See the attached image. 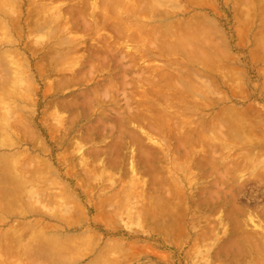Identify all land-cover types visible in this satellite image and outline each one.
Instances as JSON below:
<instances>
[{
	"label": "rangeland",
	"instance_id": "rangeland-1",
	"mask_svg": "<svg viewBox=\"0 0 264 264\" xmlns=\"http://www.w3.org/2000/svg\"><path fill=\"white\" fill-rule=\"evenodd\" d=\"M2 1L6 0H0V3ZM13 1L15 2L14 8H19L20 12H18L19 10L14 11V8V10L12 8L11 10H13L14 14L17 12L20 17L13 13L11 15L10 0H7V4H5L6 6L8 5L7 7L5 6L7 11L0 12V21L3 20L6 23L3 24L2 21L0 24L2 30H0V54L5 56L2 57L4 62L1 61L5 64L7 62L8 64V66L2 64L6 66L5 68L0 64L2 68H0V76L1 79L6 77L7 81H11L10 86L7 84V86L5 85L9 87V89L6 88L9 95L5 93L2 96L3 92L0 93V108H2V113L0 112V128L2 126L0 129V137L2 134L5 135V137L3 135L0 138V143H9L10 141L7 140L6 137L9 136L8 139L13 137L11 140L13 141V144L11 143L13 147L9 146L10 144H0V156L7 157L9 154V156L13 158V153H16L17 155L15 154L16 156H14L15 160H24L26 159V155L34 157L37 155L36 158L38 157L37 159L40 158L42 160L44 158L43 162L48 161L51 163L53 175L56 174L57 177L55 176V178L58 179V182L60 181L61 185L63 183L66 185L63 184L64 186H61L58 183V189L57 187H52L54 190L53 194L55 191L56 193H60L61 187L64 189V187L68 186L67 190L64 189L62 192L71 193L73 198H75V200L77 199L83 207L81 209L85 211L86 219L82 218L81 221V216L78 217L75 215L77 208L70 209L71 206L76 204H74L75 201H72L73 204L69 207L71 210L70 214H68L69 209L66 210L65 207L68 208L71 202L66 201L68 206H61L65 204V200L61 199L62 192L61 194H54L56 196L60 195V197L57 198L59 201L61 199V201L59 202L60 204H56L57 206H55V202H51L54 205L50 206L48 201L42 200L41 198V200L44 201V204L42 203V205H44L43 207L48 206V210L49 208L51 209L50 212L54 210L57 211L58 208L54 210H52V208L58 206L61 212V206L63 210L67 211L65 218L68 219V216L69 218L71 216V220L76 221V223L74 222L76 225L78 223V226L75 224L72 225L73 223H67L69 226H66L65 223L60 222L62 234L71 235L73 233L72 235H79L83 233L86 228H89L94 234L96 233V235L98 234L102 238L99 245H97L93 251L88 250L86 253L83 252L84 254L90 252L93 257L92 255L90 257L89 254H87V256L84 255L85 257H82V259L79 256H75L74 254L77 253L80 255V251H83L80 250L82 246H79V249L77 248L80 251L76 250L74 254L70 252V256L73 254L75 260L79 258V261L76 260L77 262L73 264H96V261L94 260L95 263L93 261L95 254L99 253L98 251L101 250V247L104 246L106 241L115 242V240L119 241L120 244L122 243L123 252H114V250L105 251L103 249L106 256L110 254L108 257H113V259L116 260V262H114L112 259L113 263H111L112 261L110 259L109 264H240L239 261H243V264H248L250 262L254 264L255 262H253V260H259L258 256H260L261 259L259 261L264 262L262 259L264 257V237H262V232L259 231L258 228L256 229V227H253L254 225L251 223V219L248 220L251 215V218L258 220H255L257 221L256 223L264 224V0H245V2H243V0H136L135 2L134 0H127V2L126 0H93V2L87 0L89 1L87 3L85 0H41V2L39 0H35L34 2L33 0H26L27 4L28 2L31 4L25 6L24 10L26 12L21 7L25 0ZM79 2H81V4H79ZM136 2L137 5H141L138 7ZM4 3L1 5H4ZM16 4L19 6L17 5L16 7ZM35 4H37L38 7ZM44 4L46 7L42 8ZM59 4H61L60 7ZM246 4L248 5L247 7ZM11 5L13 6L12 1ZM52 5L55 7H52ZM56 6L60 9H57L58 7L56 8ZM82 6L86 8V14ZM76 7L78 11L75 9ZM102 7L103 9H100ZM140 7L141 10L139 12L138 10ZM47 8H49L48 12L50 9H53V12L50 11L52 14L49 15V13L46 12ZM98 8L101 11H99ZM41 10H43L42 13H39ZM8 11L10 15L7 13ZM81 11L84 13H81ZM43 12L44 14H48L47 16L45 15L46 18ZM57 12L59 15L60 12L62 13V19ZM79 12L81 14H79ZM32 13L39 15L38 17H43L45 21L43 20L41 23V19L37 18H34V21L31 20ZM6 14H8V16ZM53 15L59 18V23L56 21L57 17L54 18ZM12 16L14 17L12 18ZM15 16L21 21L20 23L14 22L16 26H12L11 21H17ZM33 16L37 17L35 15ZM80 17L85 19L82 21ZM52 18H54L56 22H53ZM74 19L76 20L74 21ZM27 20L29 21L28 23H26ZM189 20L192 23L188 22ZM30 22L32 23L31 25ZM38 22L41 24L39 25ZM85 22L89 23L85 24ZM201 22L203 23L201 24ZM51 23H54L55 26ZM26 24L28 25L26 26ZM36 24L39 25L40 28L39 26H35ZM47 25L50 26V28H48ZM188 25L190 28H194L193 30L191 29L194 33L188 30L190 29L187 28ZM18 26L22 29L21 32ZM158 26H161V28ZM185 30H188V32ZM175 31H177L176 34ZM116 32H119L118 35ZM201 32H203V34ZM119 34L122 38L119 37ZM168 34L171 36H168ZM111 35L114 38L118 37L117 39L112 37L117 41L116 44L110 37ZM137 35L139 36L137 37ZM190 35H192L191 37L193 39L195 38L194 36H197L193 40L192 38H188ZM203 35L204 37H202ZM211 35L212 39L210 38ZM103 36L107 38L106 41ZM8 38L12 41H9ZM200 38L203 39L200 40ZM108 39L109 42L107 41ZM146 39L147 41L145 42ZM110 40L112 41L110 42ZM127 40L128 42H126ZM172 40L176 43H174L175 45H173ZM5 41L10 44H5ZM167 41H170L172 46L171 43H167ZM203 41L205 46L201 43ZM205 41L209 44H212L211 41H215L213 45L217 42L219 46L215 45L214 47L211 44H206ZM57 42L59 46L55 45ZM112 44L115 46H112ZM52 45L57 48H54ZM26 46L27 48H25ZM49 46L50 48L52 46L54 49L48 48ZM156 46H158V48ZM12 47L16 49L18 53L21 51L22 53H20L22 56L19 53L21 57L16 58L18 54H16L17 52L14 50L15 55L11 57L12 60H10V63L8 58L11 55H5L3 50H6V48L7 50H13ZM171 47L174 49L172 50ZM197 48L198 51L200 50L199 52H197ZM201 48L204 50L201 51ZM218 48H222V53L226 56L227 61L223 59L224 55L220 57L221 52L218 51ZM56 49L62 50H58L57 52L58 54L63 53V56L62 54L61 56L59 55L62 57L61 59L58 54L54 55L56 54ZM164 50H166L167 53ZM49 52H53L54 54H49ZM184 52L185 54H183ZM202 52H206L204 54L205 56L202 55ZM45 53L49 54V56ZM10 54L13 55L11 51ZM96 54V57L99 55L103 60L101 58L97 60V58L94 57ZM189 54L190 56L192 55V59ZM219 54L220 56H218ZM45 56L46 58L48 56V61L45 60ZM19 58L24 59V61L26 60V62L28 61L27 63H23L25 66L20 63L21 61ZM193 58H197L195 60L196 63L193 61ZM13 59L17 61L19 65L21 64L20 67L25 69H19L17 62H14L17 63L15 66L12 63ZM1 61L0 63H2ZM90 62L92 67L89 66ZM135 62L137 64H134ZM146 62L149 64H146ZM203 63L205 65H203ZM210 63H212V65H210ZM12 64L14 68L11 66ZM49 65H51V67ZM54 65H56L57 68H55L56 66ZM8 67L11 70L7 69ZM43 67H45L46 70L43 69ZM37 70H41V73ZM221 70L224 71L225 75ZM12 71H16L18 77ZM9 72L10 76H6ZM23 72H28L26 73L27 76ZM39 73L40 75L42 74L41 77ZM14 74L15 77L13 76L12 78L11 75ZM237 78L238 80H234ZM64 79H66L67 83L65 82L63 84L62 82L65 81ZM174 79L176 80V84ZM23 80L24 82H22ZM32 81L34 84L31 83ZM59 82L61 84L58 85ZM184 89L186 90L184 91ZM19 94L21 95L19 96ZM44 94L46 95L44 96ZM168 95L171 98H169ZM25 96H28V98H26L28 100H25ZM18 97H20L19 100H17ZM163 97L165 99H163ZM32 99L34 103L31 102ZM10 102L12 104H10ZM164 104H166V106ZM4 105H7L8 107L6 106V108L9 109L4 108ZM235 113L238 114L237 119L235 118ZM221 116L224 117L222 118ZM240 118L242 120H240ZM20 120L22 124H20ZM16 122H18L20 126L17 125ZM13 124H16V127L10 128V126L14 127ZM23 124L25 127H29L28 129L30 131L26 130L24 133L23 130L25 127ZM22 126L24 129H22ZM119 127L121 129L120 131ZM31 130L33 131L31 132ZM130 131H132V133H130ZM63 132H65L66 135L65 133L63 134ZM62 136H64V138H62ZM84 136H87V138L85 139ZM72 138L75 141L72 140ZM35 143L36 148L34 147ZM118 143H120V145ZM44 144L46 147H44ZM23 149L25 153L22 151ZM99 149L102 151H97ZM21 151L25 154L24 156H19L21 155ZM84 152L86 156H84ZM60 157H63L62 160H60ZM12 158L10 157V159ZM110 160L111 162H109ZM78 162L83 164L81 165ZM245 162H247V164ZM77 164L79 167H77ZM88 164L90 165L88 166ZM99 165L100 167H98ZM72 166L74 168L76 167V173ZM132 166H134L135 170H133ZM82 167H84L87 172ZM77 168H79V171ZM80 170H82V172ZM86 173H88L87 176H85ZM155 175H157V177H155ZM92 176L98 180L97 181L95 178L91 180L96 185L87 179V177L91 179ZM83 177L86 178L84 179ZM48 178L49 177H47V179ZM47 179L44 181L46 184L45 186L44 183H42L43 185L41 184V187L44 186L42 187L44 192L41 191L44 193L43 195H45L47 189L48 191H52V188L48 187L52 186L51 184L57 186V184L49 181L50 179H48L47 182ZM179 179L181 180L179 181ZM164 185L165 188H163ZM58 190L59 192H57ZM146 192L149 195L145 194ZM181 192L182 194L184 192L182 197ZM170 194H172V196ZM161 195H163L164 198ZM43 198L45 197L43 196ZM162 198L164 200H162ZM146 199L151 200L148 201ZM166 199L172 200L168 201ZM182 199H184V201ZM155 200L158 202L156 201L155 203ZM110 201L112 202L109 203ZM61 202L64 203L61 204ZM105 202L107 203L105 204ZM173 203L175 204L173 205ZM145 206L151 207L147 208ZM171 206L172 209L174 208L173 210ZM43 207L41 209H47ZM141 207L143 209H141ZM234 207L235 210L236 207H238L236 211ZM124 209L125 212H121ZM156 209L158 211H156ZM230 209H232V211H230ZM110 210L112 211V215L110 214ZM126 210H128V212H126ZM135 210H139V212L136 214L137 211ZM147 210L149 215L146 213ZM153 210L156 215L153 213ZM171 211L177 213V216ZM41 212L43 213L44 211ZM50 212H44L46 214H43L47 215V213ZM63 212L64 211H62V213ZM101 213L103 216L105 215V217H103ZM121 213L124 215L122 214V216ZM108 214L112 217L108 216ZM169 214H172V216ZM144 215L147 218L144 217ZM0 216H2L1 213ZM183 216L185 217L183 218ZM5 217L6 221L0 219V232L6 231L10 227H15L16 225L17 230L26 236L24 237L23 235L22 240L17 239L21 246L16 242V247H18L17 249L15 248V250L24 252L26 246L30 247L29 244L27 245L25 243H27L26 239L32 233L31 231L34 230V227L32 225L24 232L23 227L29 223L34 224L35 218L37 217L35 215L22 217L20 215L18 217L16 215L13 217L12 215ZM234 219L238 220L237 224ZM46 220H50L48 216ZM114 220L116 223H113ZM50 222L56 221L50 220ZM111 222L113 225H111ZM239 222L241 224H239ZM172 223L177 226L174 227ZM181 224L183 225L181 226ZM233 224H235V226ZM238 224L240 225V229L241 227L244 229H239L241 231L239 233H242L244 236V234L246 235L247 232L249 233V231H251V233H255H252V238L249 237V234H247L248 236L246 235L247 237L245 236L247 241L243 237V240L241 237L237 238L241 235L238 236L239 233H236L238 232L236 230L239 228L237 226ZM242 224L248 229H245V226H242ZM22 225L23 227H21ZM170 227L174 230L177 228L180 229V231L178 230L180 234H177L178 231H172ZM252 227L255 229H251ZM243 231L245 232L244 234ZM46 233L48 234L49 232ZM175 234H177L176 238ZM259 235L262 237V243L259 242ZM201 236L204 237L199 238ZM232 238H235L240 246L243 245L242 250L241 248H230L236 242L231 246L226 244L227 242H232ZM248 238H250V240ZM253 239L255 240L254 245ZM248 242H252L251 244L254 247L258 245V247L261 248L262 246L260 247V245H263L261 249V251L263 250L262 258V255H258L256 258V254L260 251L259 249L256 253L247 248L246 243ZM116 244H118V242ZM128 245L133 246H130V248ZM236 245H234L235 248ZM224 246H229V248L224 249ZM125 248L129 250V252H127ZM137 249H139V251ZM238 249L241 250L242 255L237 251ZM97 254L96 256L100 255ZM247 254L250 255V257H248ZM259 254L261 253L259 252ZM70 256H68L67 253L66 257L69 258ZM106 256H103L105 262L106 258H108ZM58 257L59 256L56 257V262L58 261ZM100 257L102 258V256ZM101 258L100 261L102 262ZM258 260L257 264L259 263Z\"/></svg>",
	"mask_w": 264,
	"mask_h": 264
},
{
	"label": "bare ground",
	"instance_id": "bare-ground-1",
	"mask_svg": "<svg viewBox=\"0 0 264 264\" xmlns=\"http://www.w3.org/2000/svg\"><path fill=\"white\" fill-rule=\"evenodd\" d=\"M11 1H12V3H13V6L11 5ZM24 1V0H23ZM28 1H30V0H28ZM35 0H33V2H34ZM37 1V0H36ZM40 2H41V0H39ZM44 1V0H43ZM53 1V0H52ZM52 1H51V4H52ZM56 1V0H55ZM54 1V2H55ZM86 1V3L87 2H89V1H87V0H85ZM92 2H93V0H91ZM120 1V0H119ZM123 1V0H122ZM130 1V0H129ZM132 1V0H131ZM136 0H134V2H135ZM240 1H242V0H240ZM240 1H239V3H240ZM248 1V0H247ZM4 2H6V3H4V5H1V4H3ZM1 3H0V12H3V11H7L6 9V7L8 6H6L5 4H7V0L6 1H2ZM53 2V3H54ZM117 2V1H116ZM126 2H127V0H126ZM243 2H245V0H243ZM9 3V2H8ZM14 1L13 0H10V10H11V8L13 9L14 8ZM21 3V2H20ZM48 3V2H47ZM46 3V4H47ZM85 3V2H84ZM119 3V2H118ZM131 3V2H130ZM238 3V4H239ZM247 3V2H246ZM250 3H251V1H250ZM30 4V2H28V4H27V2H26V0H25V2H23V4H22V9L24 10L25 9V6H27V5H29ZM79 4H81V2H79ZM93 4V3H92ZM95 4V3H94ZM107 4V3H106ZM117 4V3H116ZM122 4V3H121ZM134 4V3H133ZM257 4H258V2H257ZM17 5L18 4H16V7H17ZM24 5V6H23ZM31 5V4H30ZM35 5H37V4H35ZM34 5V6H35ZM40 5V4H39ZM60 5L61 4H59V7H60ZM86 5V4H85ZM97 5V4H96ZM105 5V4H104ZM104 5H103V7H104ZM108 5V4H107ZM125 5V4H124ZM136 5H137V2H136ZM139 5H141V4H139ZM139 5H137L138 7H139ZM239 5H241V4H239ZM6 6V7H5ZM19 6V5H18ZM42 6V5H41ZM41 6H39V7H41ZM44 7H42V8H45L46 7V5L44 4L43 5ZM54 5H52V7H53ZM87 6V5H86ZM98 6V5H97ZM112 6H113V4H112ZM111 6V7H112ZM126 6V5H125ZM248 5L246 4V7H247ZM37 7H38V5H37ZM36 7V8H37ZM55 7V6H54ZM58 6H56V8H57ZM57 8V9H60V8ZM63 7V6H62ZM61 7V8H62ZM82 7H84V6H82ZM103 7L102 8H100V9H103ZM137 7V8H138ZM142 7V6H141ZM141 7H140V9L138 10L139 12H140V10H141ZM254 7V6H253ZM35 8V9H36ZM50 8V7H49ZM49 8H47V10H46V12H48V9ZM88 8H90V7H88ZM124 8V7H123ZM250 8V7H249ZM260 8V7H259ZM8 9H9V7H8ZM15 9V8H14ZM13 9V10H14ZM31 9H32V7H31ZM55 9V8H54ZM75 9H77V11H78V8L76 7ZM84 10L86 9L85 7L83 8ZM99 9V8H98ZM99 9V11H101ZM111 9V8H110ZM113 9V8H112ZM127 9V8H126ZM251 9V8H250ZM263 9V8H262ZM13 10H11V15H12V13L14 14V12H13ZM17 10H19V8L18 9H15L14 11H17ZM44 10V9H43ZM43 10H41L39 13H42V11ZM53 10V9H52ZM51 9H50V11L51 12H53ZM64 10H66V9H64ZM83 10V11H84ZM89 10V9H88ZM115 10V9H114ZM136 10V9H135ZM253 10H254V8H253ZM25 11V10H24ZM31 11V10H30ZM33 11V10H32ZM48 12L49 13V15L50 14H52L51 12ZM56 11V10H55ZM68 11V10H67ZM75 11V10H74ZM80 11V10H79ZM108 11V10H107ZM252 11V10H251ZM263 11V10H262ZM18 12H20V10L18 11ZM26 12V11H25ZM37 12V11H36ZM36 12H33V13H36ZM45 12V11H44ZM44 12H43V14H44ZM59 12V11H58ZM57 12V14L59 15V13ZM64 12H66V11H64ZM89 12H90V10H89ZM97 12V11H96ZM109 12V11H108ZM137 12V11H136ZM8 14H9V11L7 12ZM32 13V14H33ZM69 13V12H68ZM77 13V12H76ZM81 13H84V12H82L81 11ZM80 12H79V14H81ZM94 13V12H93ZM8 14H6L7 16H8ZM15 14H17V16H18V13L16 12ZM14 14V15H15ZM20 14V13H19ZM42 14V15H43ZM54 14V13H53ZM56 14V13H55ZM56 14V15H57ZM85 14H86V10H85ZM246 14V13H245ZM264 14V13H263ZM10 15V14H9ZM33 15H35V16H37V17H34ZM32 16H33V19H32V16H31V20H33L34 21V18L36 19H41L40 20V22L42 23V21L44 20V18L43 17H38L39 15H36V14H33ZM47 16L48 14L47 13H45L44 14V16ZM69 15V14H68ZM77 15V14H76ZM84 15V14H83ZM92 15V14H91ZM101 15H102V13H101ZM110 15H111V13H110ZM113 15V14H112ZM243 15V14H242ZM46 16H45V18H46ZM54 16V18H56L57 16H55V15H53ZM59 16H61V19H62V13L60 12V15ZM82 16V15H81ZM87 16H89V15H87ZM261 16V15H260ZM259 16V17H260ZM14 16H12V18H13ZM18 17H20V16H18ZM17 17V18H18ZM49 17H52V16H49ZM99 17V16H98ZM101 17V16H100ZM16 18V16H15V19H17ZM43 18V19H42ZM54 18H52L53 19V22H56V21H58V17H57V20L55 21V19ZM79 18V17H78ZM81 18V17H80ZM138 18V17H137ZM14 19V20H15ZM20 19V18H19ZM83 19H85V18H83ZM83 19L81 18V20L83 21ZM139 19V18H138ZM208 19V18H207ZM264 19V18H263ZM11 20H13V19H11ZM48 20V19H47ZM50 21H52L51 19H49ZM73 20V19H72ZM76 19H74V21H75ZM175 20V19H174ZM245 20H246V18H245ZM254 20V19H253ZM262 20V19H261ZM3 20H1L0 21V24H1V22H2ZM20 21L21 20H18L17 19V21H11V25L12 26H14L16 23H20ZM29 21H30V19H29ZM28 20L26 21V23H28L29 22ZM36 21V20H35ZM45 21V20H44ZM82 21H81V23H82ZM85 21V20H84ZM104 21V20H103ZM102 21V22H103ZM118 21V20H117ZM122 21V20H121ZM191 21H192V19H191ZM14 22H16V23H14ZM40 22H38V24L40 25L41 23ZM183 22V21H182ZM188 22H190V20L188 21ZM194 22V21H193ZM250 22V21H249ZM254 22V21H253ZM33 23H35V22H33ZM57 23H59V21L57 22ZM65 23V22H64ZM84 23V22H83ZM87 23H89V22H85V24H87ZM190 23H192V22H190ZM195 23V22H194ZM203 22H201V24H202ZM205 23V22H204ZM252 23V22H251ZM3 24H6L5 23V21H3ZM32 23L30 22V25H31ZM52 24V23H51ZM50 24V25H51ZM54 24V23H53ZM52 24V25H53ZM99 24V23H98ZM101 24V23H100ZM159 24H162V23H159ZM171 24V23H170ZM172 24H173V22H172ZM189 24V23H188ZM244 24V23H243ZM28 24H26V26H27ZM29 25V26H30ZM34 25V24H33ZM32 25V26H33ZM39 25H35V26H39ZM65 25V24H64ZM67 25V24H66ZM102 25V24H101ZM107 25V24H106ZM166 25V24H165ZM164 25V26H165ZM174 25H175V22H174ZM16 26V25H15ZM43 26H44V24H43ZM54 26H55V24H54ZM88 26V25H87ZM97 26H99V25H97ZM177 26V25H176ZM181 26V25H180ZM185 26V25H184ZM190 26H191V24H190ZM190 26L188 25V27L187 28H190ZM195 26V25H194ZM252 26V25H251ZM250 26V27H251ZM1 27H3V26H1ZM6 27V26H5ZM20 26H18V29L20 30L21 28H19ZM47 27L48 28H50V26H48L47 25ZM158 27H160L161 28V26H158ZM168 27V26H167ZM171 27V26H170ZM197 27V26H196ZM7 28H8V26H7ZM30 28H31V26H30ZM32 28H34V27H32ZM39 28H40V26H39ZM38 28V29H39ZM42 28V27H41ZM52 28V27H51ZM83 28H84V26H83ZM89 28H90V26H89ZM115 28V27H114ZM164 28V27H163ZM173 28V27H172ZM198 28H200V27H198ZM6 29V28H5ZM17 29V28H16ZM17 29V30H18ZM85 29V28H84ZM88 29V28H87ZM91 29V28H90ZM115 29H117V28H115ZM167 29V28H166ZM165 29V30H166ZM185 29V28H184ZM192 28H190V29H188L189 31L191 30ZM194 29V28H193ZM192 29V30H193ZM0 30H1V28H0ZM14 30V29H13ZM114 30V29H113ZM169 30V29H168ZM182 30V29H181ZM181 30H180V32H181ZM188 30L186 31V32H188ZM192 30H191V32H192ZM250 30V29H249ZM264 30V29H263ZM2 31V30H1ZM22 31V29L20 30V32ZM46 31H48V30H46ZM45 31V32H46ZM52 31V30H51ZM102 31V30H101ZM117 31V30H116ZM151 31V30H150ZM204 31V30H203ZM251 31V30H250ZM19 32V31H18ZM44 32V33H45ZM120 32V31H119ZM118 32V33H119ZM166 32V31H165ZM169 32V31H168ZM176 32L177 31H175V34H176ZM190 32V33H191ZM199 32V31H198ZM248 32V31H247ZM3 33V32H2ZM38 33H39V31H38ZM117 33V32H116ZM118 33H117V35H118ZM167 33V32H166ZM174 33V32H173ZM189 33V34H190ZM192 33H194V32H192ZM202 34H203V32H201ZM5 34H7V33H5ZM20 34V33H19ZM19 34H17V35H19ZM121 34V33H120ZM120 34H119V37L120 38H122L121 36H120ZM149 34V33H148ZM152 34H153V32H152ZM157 34V33H156ZM171 34V33H170ZM196 34V33H195ZM9 35V34H8ZM105 35V34H104ZM132 35V34H131ZM135 35V34H134ZM20 36V35H19ZM18 36V37H19ZM45 36V35H44ZM115 36V35H114ZM123 36V35H122ZM139 35H137V37H138ZM150 36V35H149ZM155 36V35H154ZM168 36H171V35H169L168 34ZM188 36V35H187ZM186 36V37H187ZM192 35H190L188 38L190 39V38H192L191 37ZM194 36V35H193ZM197 36V35H196ZM196 36H194L195 38H196ZM200 36V35H199ZM214 36V35H213ZM255 36V35H254ZM253 36V37H254ZM111 38L113 37L112 35L110 36ZM117 37V36H116ZM124 37V36H123ZM153 37V36H152ZM159 37V36H158ZM162 37V36H161ZM202 37H204V35L202 36ZM12 38V37H11ZM20 38V37H19ZM28 38V37H27ZM46 38V37H45ZM54 38H55V36H54ZM66 38V37H65ZM103 38H104V40L106 41V39L107 38H105V36H103ZM114 38V37H113ZM112 38V40H114V39H117V38H114L113 39ZM125 38H126V36H125ZM130 38H131V36H130ZM170 38V37H169ZM172 38V37H171ZM179 38V37H178ZM188 38H186V39H188ZM194 38V39H195ZM211 39H212V35H211V37H210ZM7 39V38H6ZM5 39V40H6ZM9 39V38H8ZM173 39V38H172ZM188 39V40H189ZM193 39V38H192ZM191 39V40H192ZM193 39V40H194ZM203 38H200V40H202ZM211 39H209V40H211ZM262 39H263V37H262ZM11 39H9V41H10ZM64 40H66V39H64ZM64 40H63V42H64ZM112 40H110V42L112 41ZM136 40V39H135ZM141 40V39H140ZM170 40V39H169ZM173 40H175V39H173ZM173 40H172V43H173V45H175L176 43L175 42H173ZM205 40V39H204ZM12 41V40H11ZM33 41V40H32ZM108 42H109V39L107 40ZM115 41V44H116V40H114ZM147 41V39L145 40V42ZM176 41V40H175ZM197 41H198V38H197ZM35 42V41H34ZM59 42V41H58ZM57 42V44H55L56 46L59 44ZM62 42V41H61ZM126 42H128V40L126 41ZM143 42V41H142ZM161 42V41H160ZM165 42H166V40H165ZM168 42H170V41H167V43ZM195 42V41H194ZM199 42V41H198ZM212 42V44L211 45H213L214 43H215V41H211ZM219 42V41H218ZM223 42V41H222ZM9 43V42H8ZM8 43H6V41H5V44H7L8 45ZM15 43V42H14ZM75 43V42H74ZM149 43V42H148ZM154 43H156V42H154ZM157 43H158V41H157ZM171 43V42H170ZM172 43H171V46H172ZM175 43V44H174ZM178 43V42H177ZM204 46H205V44H204V41L203 42H201ZM205 43L207 44L208 42H206L205 41ZM10 44V43H9ZM68 44H70V43H68ZM106 44V43H105ZM110 44V43H109ZM130 44V43H129ZM139 44V43H138ZM193 44V43H192ZM209 44V43H208ZM209 44V45H210ZM220 44H222V43H220ZM65 45V44H64ZM63 45V46H64ZM123 45H124V43H123ZM160 45V44H159ZM170 45V44H169ZM215 45H217V46H219V44L216 42V44ZM215 45H213L214 47H215ZM226 45V44H225ZM37 46V45H36ZM35 46V47H36ZM53 46V45H52ZM51 46V48H53ZM55 46V47H56ZM59 46V45H58ZM62 46V47H63ZM110 46V45H109ZM112 46H115V45H113L112 44ZM112 46H110V47H112ZM120 46V45H119ZM161 46H162V44H161ZM165 46V45H164ZM163 46V47H164ZM177 46V45H176ZM192 46V45H191ZM194 46H195V44H194ZM54 47V48H55ZM67 47V46H66ZM157 48H158V46H156ZM162 47V48H163ZM198 47H199V45H198ZM210 47H212V46H210ZM24 48V47H23ZM25 48H27V46L25 47ZM31 48V47H30ZM48 48H50V46L48 47ZM50 48V49H51ZM53 48V49H54ZM57 48V47H56ZM123 48H124V46H123ZM172 48V47H171ZM177 48V47H176ZM200 48V47H199ZM225 48V47H224ZM223 48V49H224ZM12 49L13 50H10L11 51V53H13V55L12 54H10V51L9 50H7V48H6V50H3L4 52V54L5 55H7V56H10L8 59H9V62H10V60H12V56L14 57V55H15V52H17L16 54H18V55H16L15 57L16 58H18V57H21L22 55H21V53H20V55H19V53H18V51H16V49H14L13 47H12ZM29 49V48H28ZM27 49V50H28ZM52 49V50H53ZM68 49V48H67ZM164 49H165V47H164ZM174 48H172V50H173ZM195 49V48H194ZM193 49V50H194ZM14 50H15V52H14ZM18 50V49H17ZM47 50V49H46ZM59 50V49H58ZM58 50L56 49V54H54L53 52V54L54 55H57L58 53ZM156 50V49H155ZM193 50H191V51H193ZM197 50V52H199L198 51V48L196 49ZM202 50H204V49H202L201 48V51ZM217 50V49H216ZM6 51V52H5ZM59 51H62V50H59ZM71 51V50H70ZM161 51V50H160ZM164 51H166V50H164ZM184 51V50H183ZM191 51H190V53H191ZM195 51V50H194ZM214 51V50H213ZM218 51H220L221 53V56H220V54L218 55V56H220V57H223V55H224V53H222V48L221 49H219L218 48ZM36 52V51H35ZM178 52V51H177ZM182 52V51H181ZM34 53V52H33ZM52 53H50L49 52V54H52ZM133 53V52H132ZM166 53H167V51H166ZM203 54L202 55H204L205 53L204 52H202ZM216 53V52H215ZM46 55H48L49 56V54H47V53H45ZM52 54V55H53ZM61 54H62V56H63V53H60V54H58V56L60 55L61 56ZM98 54V53H97ZM97 54L94 56V57H96L97 56ZM182 54V53H181ZM183 54H185V52L183 53ZM227 54V53H226ZM169 55V54H168ZM0 61L2 60V57L4 56H2L1 54H0ZM48 56H47V58H48ZM51 56V55H50ZM59 56V57H60ZM189 56H190V54H189ZM192 56V55H191ZM191 56H190V58H191ZM205 56V55H204ZM207 56V55H206ZM5 57V56H4ZM44 57V56H43ZM52 57V56H51ZM50 57V58H51ZM210 57H212V56H210ZM225 57V58H224ZM224 57H223V59H226V56L224 55ZM45 58H46V56H45ZM44 58V59H45ZM45 59V60H47L48 61V59ZM62 57H60V59H61ZM65 58V57H64ZM63 58V59H64ZM97 58V60L98 59H100L101 57L98 55V57H96ZM188 58V57H187ZM227 58H228V56H227ZM4 59V58H3ZM15 59V58H14ZM13 59V64L16 66L17 65V61H15ZM58 59V58H57ZM95 59V58H94ZM102 59V58H101ZM189 59V58H188ZM192 59V58H191ZM197 58H193V61L195 62V60H196ZM201 59V58H200ZM212 59V58H211ZM16 60H18V59H16ZM19 60L21 61L20 63L23 65V63H27L26 62V60L24 61V59H20L19 58ZM23 60V61H22ZM59 60V59H58ZM96 60V59H95ZM103 60V59H102ZM123 60V59H122ZM134 60V59H133ZM3 62H4V60H2ZM1 61V62H2ZM46 61V62H47ZM51 61H53V60H51ZM76 61V60H75ZM192 61V62H193ZM205 61V60H204ZM209 61H212V60H209ZM226 61H227V59H226ZM0 63L1 64V66H3L4 68L6 67V66H8V64H7V62H6V64L5 63ZM14 62H17V63H14ZM45 62V61H44ZM44 62H43V64H44ZM45 62V63H46ZM54 62V61H53ZM94 62V61H93ZM104 62V61H103ZM203 62V61H202ZM11 63V62H10ZM9 63V64H10ZM39 63V62H38ZM47 63H49V62H47ZM60 63V62H59ZM95 63V62H94ZM196 63V62H195ZM194 63V64H195ZM217 63V62H216ZM2 64H5V65H2ZM13 64L11 65L12 67H13ZM20 64V65H21ZM50 64V63H49ZM53 64V63H52ZM91 64V62L89 63V66H91L92 67V65H90ZM93 64V63H92ZM134 64H137L136 62L134 63ZM146 64H149V63H147L146 62ZM221 64V63H220ZM18 65H19V63H18ZM20 65H19V69H21V68H23V67H20ZM94 65V64H93ZM145 65V64H144ZM203 65H205L204 63H203ZM210 65H212V63H210ZM223 65H225V64H223ZM1 66H0V68H1ZM10 66V67H11ZM23 66H25V64L23 65ZM50 67H51V65H49ZM48 66V67H49ZM54 66H56V65H54ZM79 66V65H78ZM81 66V65H80ZM98 66V65H97ZM148 66V65H147ZM206 66H207V63H206ZM67 67V66H66ZM153 67H154V65H153ZM221 67H223V66H221ZM220 67V68H221ZM3 68V69H4ZM14 68V67H13ZM16 68V67H15ZM55 68H57V66L55 67ZM55 68H53V69H55ZM61 68H63V67H61ZM228 68H230V67H228ZM233 68V67H232ZM2 69V68H1ZM7 69H10L9 67L7 68ZM17 69V68H16ZM23 69H25V68H23ZM42 69V68H41ZM43 69H45L46 70V68L45 67H43ZM48 69H50V68H48ZM47 69V71L49 72V70ZM216 69V68H215ZM225 69V68H224ZM223 69V70H224ZM11 70V69H10ZM90 70V69H89ZM197 70V69H196ZM210 70V69H209ZM213 70H214V68H213ZM220 70V69H219ZM223 70H221V71H223ZM227 70H230V69H227ZM227 70H226V72H227ZM233 70H235V69H233ZM3 71V70H2ZM22 71V70H21ZM37 71H39L40 73H41V70H37ZM217 71V70H216ZM11 72V71H10ZM10 72H9V74H6V76L7 75H9L10 76ZM13 72V71H12ZM28 72H29V70H28ZM28 72H26V73H28ZM212 72V71H211ZM215 72V71H214ZM228 72H230V71H228ZM4 73V72H3ZM13 73H15L16 74V76H17V73H16V71L15 72H13ZM22 73V72H21ZM24 74H26L25 72H23ZM40 73H39V75H40ZM46 73V72H45ZM216 73V72H215ZM231 73V72H230ZM15 74L14 75H11L12 76V78H13V76L15 77ZM18 74H20V73H18ZM218 74H220V73H218ZM223 74H224V71H223ZM21 75H23V74H21ZM42 75V74H41ZM41 75H40V77H41ZM142 75V74H141ZM194 75V74H193ZM225 75V74H224ZM232 75V74H231ZM26 76H27V74H26ZM64 76V75H63ZM78 76H80V75H78ZM82 76V75H81ZM162 76V75H161ZM233 76V75H232ZM2 77H4V76H2ZM18 77V76H17ZM30 77V76H29ZM148 77V76H147ZM226 77V76H225ZM228 77V76H227ZM6 77H4V78H2L1 79V76H0V81H1V84H0V93H2V96H3V94H5V93H7V91H6V88L7 89H9V87H6L7 85L8 86H10L11 85V81L9 82V81H7V78L5 79ZM28 78V77H27ZM16 79H19V78H16ZM23 79V78H22ZM22 79H20V80H22ZM30 79H31V77H30ZM72 79H73V77H72ZM232 79V78H231ZM6 80V81H5ZM28 80H29V78H28ZM65 81L64 82H62L63 84L66 82V79H64ZM71 80V79H70ZM69 80V81H70ZM225 80V79H224ZM229 80V79H228ZM234 80H238V78L237 79H234ZM3 81H5V82H3ZM16 81H19V80H16ZM63 81V80H62ZM68 81V80H67ZM77 81V80H76ZM75 81V82H76ZM140 81V80H139ZM150 81H151V79H150ZM231 81V80H230ZM7 82H9V83H7ZM22 82H24V80L22 81ZM72 82V81H71ZM142 82V81H141ZM148 82V81H147ZM174 82H175V84H176V80L174 79ZM229 82V81H228ZM233 82H235V81H233ZM2 83H5V84H2ZM13 83V82H12ZM20 83V82H19ZM18 83V84H19ZM29 83V82H28ZM31 83H33V81L31 82ZM67 83V82H66ZM143 83V82H142ZM146 83V82H145ZM7 84V85H6ZM34 84V83H33ZM59 84H61L60 82L58 83V85ZM69 84V83H68ZM112 84V83H111ZM138 84V83H137ZM177 84H179V83H177ZM6 85V86H5ZM30 85H32V84H30ZM50 85V84H49ZM55 85V84H54ZM159 85V84H158ZM185 85V84H184ZM183 85V86H184ZM144 86V85H143ZM185 86H188V85H185ZM184 86V87H185ZM174 87H176V86H174ZM177 87H178V85H177ZM183 87V88H184ZM51 88V87H50ZM115 88V87H114ZM31 89V88H30ZM33 89V88H32ZM186 89H184V91H185ZM187 90H188V88H187ZM27 91V90H26ZM50 91V90H49ZM153 92V91H152ZM9 93V92H8ZM7 93V94H8ZM28 93V92H27ZM148 93V92H147ZM13 94V93H12ZM28 94H30V93H28ZM9 95V94H8ZM21 94H19V96H20ZM23 95H25V94H23ZM22 95V96H23ZM46 94H44V96H45ZM157 95V94H156ZM21 96V97H22ZM167 96V95H166ZM165 96V97H166ZM14 97H15V95H14ZM142 97V96H141ZM168 97H169V95H168ZM6 98V97H5ZM17 98V97H16ZM19 98L20 97H18V99L17 100H19ZM23 98V97H22ZM26 98H28V96L26 97L25 96V100H28V99H26ZM159 98V97H158ZM169 98H171V97H169ZM174 98V97H173ZM8 99V98H7ZM11 99V98H10ZM24 99V98H23ZM163 99H165L164 97H163ZM6 100V99H5ZM17 100H15V101H17ZM21 100V99H20ZM31 100V99H30ZM58 100V99H57ZM2 101V100H1ZM24 101V100H23ZM31 102H33L34 103V101H33V99H32V101ZM53 102V101H52ZM70 102V101H69ZM79 102V101H78ZM7 103V102H6ZM28 103V102H27ZM165 103V102H164ZM10 104H12L11 102H10ZM52 104V103H51ZM73 104H74V102H73ZM72 104V105H73ZM1 105V104H0ZM8 105V104H7ZM7 105H4V108H6V106ZM165 106H166V104H164ZM9 106V105H8ZM7 106V107H8ZM15 106V105H14ZM69 106V105H68ZM157 106H159V105H157ZM168 106V105H167ZM3 107V106H2ZM161 107V106H160ZM3 108V109H4ZM66 108V107H65ZM162 108V107H161ZM2 108H0V110H1ZM6 109H9V108H6ZM11 109V108H10ZM56 109V108H55ZM54 109V110H55ZM60 109V108H59ZM5 110V109H4ZM6 111V110H5ZM12 111V110H11ZM61 111V110H60ZM1 113H2V110L0 111ZM224 112V111H223ZM233 112H235V111H233ZM56 113V112H55ZM230 113V112H229ZM57 114H59V113H57ZM120 114V113H119ZM137 114H138V112H137ZM221 114V113H220ZM224 114V113H223ZM234 114V113H233ZM76 115V114H75ZM225 115V114H224ZM235 118L237 119V116H238V114L237 113H235ZM1 116V115H0ZM18 116V115H17ZM21 116V115H20ZM57 116V115H56ZM232 116V115H231ZM234 116V115H233ZM3 117V116H2ZM140 117V116H139ZM144 117V116H143ZM222 117V116H221ZM224 117V116H223ZM222 117V118H223ZM4 118V117H3ZM71 118V117H70ZM74 118V117H73ZM75 118H76V116H75ZM78 118V117H77ZM217 118V117H216ZM225 118H226V116H225ZM228 118V117H227ZM8 120V119H7ZM6 120V121H7ZM16 120V119H15ZM24 120V119H23ZM240 120H242L241 118H240ZM26 121V120H25ZM120 121V120H119ZM231 121V120H230ZM229 121V122H230ZM1 122V121H0ZM5 122V121H4ZM8 122V121H7ZM20 122H21V120H20ZM63 122H64V120H63ZM228 122V123H229ZM233 122V121H232ZM8 123H10V122H8ZM12 123V122H11ZM17 123V125H19L20 126V124H22V122L20 123V124H18V122H16ZM236 123V122H235ZM70 124H72V123H70ZM69 124V125H70ZM234 124V123H233ZM244 124V123H243ZM242 124V125H243ZM1 125V124H0ZM14 125V127H12V126H10V128H15L16 126V124H13ZM230 125H232V124H230ZM238 125H239V123H238ZM241 125V126H242ZM23 126L25 127V125L23 124ZM23 126H22V129H24L23 128ZM59 126H60V124H59ZM9 127V126H8ZM86 127V126H85ZM142 127V126H141ZM1 128H2V126H1ZM0 128V129H1ZM29 128V127H28ZM27 127H25V129L23 130L24 131V133H25V131L26 130H29ZM5 129V128H4ZM17 129V128H16ZM20 129V128H19ZM31 129V128H30ZM91 129V128H90ZM121 129H120V127H119V131H120ZM6 131V130H5ZM14 131V130H13ZM17 131V130H16ZM15 131V132H16ZM30 131V130H29ZM29 131H27V132H29ZM33 130H31V132H32ZM125 131V130H124ZM253 131V130H252ZM68 132H69V130H68ZM243 132V131H242ZM1 133V132H0ZM53 133V132H52ZM61 133H62V131H61ZM65 132H63V134H64ZM120 133V132H119ZM130 133H132V131H130ZM141 133V132H140ZM244 133H246V132H244ZM21 134V133H20ZM30 134V133H29ZM51 134V133H50ZM62 134V135H63ZM126 134H127V132H126ZM133 134H134V132H133ZM247 134V133H246ZM1 135V134H0ZM4 134H2V136H3ZM23 135V134H22ZM33 135V134H32ZM65 135H66V133H65ZM120 135V134H119ZM131 135V134H130ZM1 136V137H2ZM34 136V135H33ZM61 136V135H60ZM88 136H90V135H88ZM118 136V135H117ZM137 136V135H136ZM0 137V138H1ZM4 137H5V135H4ZM26 137V136H25ZM85 137V136H84ZM119 137V136H118ZM131 137V136H130ZM9 138V136L8 137H6V139L7 140H9V141H7V142H9V143H3V142H1L0 144H10L9 146H12V144H13V141H11L12 140V138L11 139H8ZM29 138H30V136H29ZM33 138V137H32ZM62 138H64V136H62ZM87 138V136L85 137V139ZM120 138V137H119ZM184 138V137H183ZM190 138V137H189ZM5 139V140H6ZM22 139V138H21ZM25 139V138H24ZM60 139V138H59ZM122 139V138H121ZM35 140V139H34ZM72 140H74L73 138H72ZM84 140V139H83ZM117 140L119 141V139L117 138ZM116 140V141H117ZM133 140V139H132ZM185 140L187 141V139H186V137H185ZM19 141H20V139H19ZM36 141V140H35ZM38 141V140H37ZM75 141V140H74ZM189 141H191V140H189ZM71 142V141H70ZM69 142V144L71 145V143H73V142H71L70 143ZM115 142V141H114ZM120 142V141H119ZM12 143V144H11ZM83 143V142H82ZM121 143V142H120ZM120 143H118L119 145H120ZM255 143V142H254ZM16 144V143H15ZM30 144H32V143H30ZM60 144V143H59ZM117 144V145H118ZM248 144V143H247ZM41 145V144H40ZM45 145V144H44ZM82 145V144H81ZM114 145V144H113ZM16 146V145H15ZM17 146H18V144H17ZM39 146V145H38ZM73 146V145H72ZM75 146H77V145H75ZM136 146V145H135ZM184 146V145H183ZM255 146V145H254ZM13 147V146H12ZM35 148H36V143H35V146H34ZM43 147V146H42ZM44 147H46V145L44 146ZM78 147V146H77ZM77 147H75V148H77ZM79 147H80V145H79ZM39 148V147H38ZM115 148V147H114ZM118 148V147H117ZM120 148V147H119ZM142 148V147H141ZM26 149V148H25ZM34 149V148H33ZM45 149V148H44ZM96 149V148H95ZM30 150V149H29ZM43 150V149H42ZM66 150V149H65ZM94 150V149H93ZM92 150V151H93ZM22 151H24V153H25V150L23 149ZM21 151V155H19V153H18V155L19 156H24L25 154H23V152ZM27 151V150H26ZM75 151V150H74ZM73 151V152H74ZM77 151V150H76ZM97 151H102V150H97ZM119 151H120V149H119ZM251 151V150H250ZM66 152V151H65ZM68 152V151H67ZM90 152V151H89ZM117 152V151H116ZM63 153V152H62ZM69 153V152H68ZM78 153V152H77ZM76 153V154H77ZM261 153V152H260ZM11 154V153H10ZM14 154V155H13ZM12 155H13V158H12V156H9V154H8V156L7 157H4V156H0V213H1V215L3 216H0V219L2 220V221H6L5 220V216H12L13 215V217L16 215L17 217L20 215L21 217L22 216H27V215H35L37 218H35L36 220H35V222H34V224L32 223H29V224H25L26 226H24L23 227V225L21 226V227H23L24 228V230H23V228H22V230H23V232L25 231V230H27V229H29L32 225H33V227H34V230H32L30 233V236H28V238L26 239V241H27V243H25V244H29L30 245V247L29 246H26L25 247V251L24 252H20V250H15V248L17 249V247H16V245L17 244H19L18 243V240H22V237H23V233L22 232H19L18 230H17V228H16V225H15V227H8L9 229H7L6 231H2V232H0V264H73V263H76L77 261L76 260H78L79 258H77L78 256L82 259V257H85V256H87V254H89L90 255V257H91V255L92 254H90V252L89 253H87V254H84L83 252H88V250L90 251H93V249L97 246V245H99V242H100V240L102 239L98 234L96 235V233L94 234V232L93 231H91L89 228L87 229L86 228V230L83 232V233H80L79 235L78 234H74V235H70V234H68V233H66V234H68V235H64V234H62L61 233V227H60V222L61 223H65V225L66 226H69L68 224H70V223H73L72 225H74L75 223H76V221H72L71 220V216H70V218H69V216H68V219H66L65 218V215H67V209H69V207H70V205L71 204H73V202H74V206H71V208L70 209H72V208H77L76 209V212H75V215H77L78 217L79 216H81L80 217V220L82 221V218L84 219H86V217H85V211H83V209H81V208H83L81 205H80V203L77 201V199L75 200V198H73V196L71 195V193H65V191L64 192H62V190H64V189H66L67 190V187H64V189H63V187H61L62 189H61V192H62V195H61V199H64L65 200V204H63L62 202H61V204H63V205H61V206H63V207H65V206H68V203L66 204V201H68V202H71L70 204H69V206H68V208L67 207H65V209L66 210H63V208L60 206V209H62L61 210V212L59 211V206L58 207H55V208H52V210H54V209H56V208H58V210L57 211H52V212H50L51 211V209L49 208V210H48V206H45V207H43L44 205H42V203L44 204V201H42L43 199L44 200H46V201H48L49 203H50V206H53L54 204H55V206H57L56 204H58L60 201H61V199H60V201L58 200V198L57 197H60V195H54V194H61V192L60 193H56V191L54 192V194H53V188L52 187H57V189H58V186L59 185H61V182L59 181L58 182V179H56L55 178V176H56V174L55 175H53L54 173L52 172L53 171V167H52V165H51V163L50 162H43V160H44V158H43V160L42 159H40V160H42V161H40L39 159H37L36 158V156L34 157V156H25L26 157V159H24V160H22V159H16L15 160V157L14 156H16L17 154L16 153H13ZM16 154V155H15ZM30 154V153H29ZM117 154V153H116ZM144 154V153H143ZM65 155V154H64ZM72 155V154H71ZM83 155V154H82ZM102 155V154H101ZM40 156V155H39ZM67 156V155H66ZM84 156H86L85 155V152H84ZM83 156V157H84ZM93 156V155H92ZM96 156V155H95ZM118 156H119V154H118ZM10 157L12 158V159H10ZM59 157V156H58ZM82 157V158H83ZM20 158V157H19ZM61 158V157H60ZM63 158V157H62ZM62 158L60 159V160H62ZM67 158V157H66ZM65 158V159H66ZM82 158H80V159H82ZM95 158V157H94ZM69 159V158H68ZM67 159V160H68ZM116 159V158H115ZM83 160V159H82ZM248 160V159H247ZM95 161H97V160H95ZM133 161H135V160H133ZM149 161V160H148ZM209 161V160H208ZM249 161V160H248ZM67 162V161H66ZM80 162V161H79ZM78 162V163H79ZM93 162V161H92ZM109 162H111V160L109 161ZM120 162V161H119ZM136 162V161H135ZM91 163V162H90ZM114 163V162H113ZM112 163V164H113ZM118 163V162H117ZM246 164H247V162H245ZM72 164V163H71ZM79 164H81V163H79ZM83 164V163H82ZM81 164V165H82ZM116 164V163H115ZM78 165V164H77ZM86 165V164H85ZM85 165H84V167H85ZM90 164H88V166H89ZM134 165V164H133ZM250 165V164H249ZM71 166V165H70ZM74 166V165H73ZM72 166V167H73ZM155 166V165H154ZM72 167H70V168H72ZM77 167H79V165L77 166ZM84 167H82L84 170H86ZM86 167H87V165H86ZM91 167V166H90ZM89 167V168H90ZM98 167H100V165L98 166ZM152 167V166H151ZM213 167V166H212ZM88 168V167H87ZM132 168H133V170H135V168H134V166H132ZM153 168V167H152ZM73 169H74V172L76 173V171L77 170H75L76 169V167L74 168L73 167ZM78 169V171H79V168H77ZM138 169V168H137ZM155 169V168H154ZM153 169V170H154ZM55 171V170H54ZM70 171H71V169H70ZM81 172H82V170H80ZM148 171V170H147ZM84 172V171H83ZM86 172H87V170H86ZM99 172V171H98ZM106 172V171H105ZM151 172V171H150ZM79 173V172H78ZM94 173V172H93ZM153 173H154V171H153ZM49 174H50V176H49ZM132 174V173H131ZM88 175V173H86V175L85 176H87ZM138 175V174H137ZM158 175V174H157ZM157 175H155V177H157ZM54 176V177H53ZM91 176V175H90ZM90 176H88V177H90ZM114 176V175H113ZM122 176V175H121ZM47 177H49L48 179H50L49 181H51L52 183H55V184H57V186H53V184H51L52 186H48V187H51L52 188V191H48V189L45 191L46 193H45V195H43L44 193V189H42V187H44L46 184H45V182L44 181H46V179H47ZM57 177V176H56ZM87 177V179L88 180H92L93 178H95L94 176H92V178L90 179V178H88ZM98 177V176H97ZM144 177V176H143ZM172 177V176H171ZM84 178V177H83ZM86 178V177H85ZM84 178V179H85ZM153 178V177H152ZM48 179H47V182H48ZM78 179H80V178H78ZM96 179V178H95ZM101 179V178H100ZM116 179V178H115ZM154 179V178H153ZM158 179V178H157ZM160 179H161V177H160ZM163 179V178H162ZM176 179V178H175ZM97 180V179H96ZM96 180H93V181H96ZM103 180V179H102ZM139 180V179H138ZM150 180V179H149ZM168 180H169V178H168ZM181 179H179V181H180ZM87 181V180H86ZM98 181V180H97ZM110 181H112V180H110ZM109 181V182H110ZM133 181V180H132ZM154 181V180H153ZM156 181V180H155ZM162 181V180H161ZM160 181V182H161ZM82 182V181H81ZM92 182V181H91ZM177 182H178V180H177ZM42 183H44V186H42L41 187V184ZM58 183H59V185H58ZM77 183V182H76ZM84 183V182H83ZM93 183V182H92ZM152 183V182H151ZM40 184V185H39ZM54 184V185H55ZM64 184V183H63ZM61 185V186H64V185ZM79 184V183H78ZM93 184H95V183H93ZM136 184V183H135ZM161 184H162V182H161ZM43 185V184H42ZM91 185V184H90ZM96 185V184H95ZM105 185V184H104ZM142 185V184H141ZM66 186V185H65ZM89 186V185H88ZM138 186V185H137ZM83 187H84V185H83ZM95 187V186H94ZM93 187V188H94ZM97 187V186H96ZM132 187V186H131ZM134 187V186H133ZM146 187V186H145ZM162 187V186H161ZM168 187V186H167ZM50 188V189H51ZM60 188V187H59ZM92 188V187H91ZM155 188V187H154ZM163 188H165V185H164V187ZM54 189H56V188H54ZM104 189V188H103ZM135 189V188H134ZM158 189V188H157ZM91 190V189H90ZM136 190H137V188H136ZM154 190V189H153ZM41 191H43V192H41ZM70 191V190H69ZM69 191H67V192H69ZM103 191V190H102ZM131 191H133V190H131ZM138 191V190H137ZM49 192V193H48ZM57 192H59V190L57 191ZM141 192V191H140ZM161 192V191H160ZM174 192V191H173ZM52 193V194H51ZM88 193V192H87ZM98 193V192H97ZM130 193V192H129ZM142 193V192H141ZM171 193V192H170ZM179 193H180V191H179ZM229 193V192H228ZM131 194V193H130ZM145 194H148L147 192L145 193ZM160 194V193H159ZM177 194V193H176ZM183 194H184V192H183ZM182 192H181V197H182ZM149 195V194H148ZM153 195V194H152ZM171 196H172V194H170ZM43 196L45 197V198H43ZM120 196H121V194H120ZM140 196V195H139ZM147 196V195H146ZM151 196V195H150ZM162 197H163V195H161ZM75 197V196H74ZM166 197V196H165ZM175 197V196H174ZM41 198H42V200H41ZM164 198V197H163ZM162 198V200H164ZM172 198V197H171ZM176 198V197H175ZM174 198V199H175ZM137 199H139V198H137ZM173 199V200H174ZM23 200H25V201H23ZM32 200H33V202H32ZM41 202H40V201ZM107 200H108V198H107ZM146 200H148V199H146ZM149 200H151V199H149ZM148 200V201H149ZM159 200V199H158ZM166 200H168V199H166ZM169 200H172V199H169ZM168 200V201H169ZM176 200V199H175ZM183 201H184V199H182ZM58 201V202H57ZM63 201V200H62ZM73 201V202H72ZM79 203H77V202ZM98 201V200H97ZM156 201L157 200H155V203H156ZM160 201V200H159ZM167 201V202H168ZM179 201V200H178ZM23 202V203H22ZM27 202V203H26ZM53 202H55L54 204H52ZM104 202V201H103ZM112 201H110L109 203H111ZM147 202V201H146ZM145 202V203H146ZM158 202V201H157ZM163 202V201H162ZM37 203H38V206H37ZM99 203V202H98ZM107 202H105V204H106ZM148 203V202H147ZM151 203V202H150ZM150 203H149V205H150ZM154 203V202H153ZM166 203V202H165ZM170 203H171V201H170ZM169 203V204H170ZM181 203V202H180ZM182 203H184V202H182ZM46 205H49V204H47V203H45ZM52 204V205H51ZM60 204V203H59ZM103 204V203H102ZM105 204H103V205H105ZM113 204V203H112ZM136 204H138V203H136ZM167 204V203H166ZM175 203H173V205H174ZM121 205V204H120ZM135 205V204H134ZM133 205V206H134ZM139 205V204H138ZM159 205V204H158ZM163 205H165V204H163ZM171 205V204H170ZM169 205V206H170ZM177 205V204H176ZM180 205V204H179ZM183 205V204H182ZM43 208H47V209H45V210H43V209H41L42 207ZM76 206V207H75ZM81 206V207H80ZM119 206V205H118ZM162 206V205H161ZM168 206V205H167ZM178 206V205H177ZM234 206V205H233ZM96 207V206H95ZM121 207V206H120ZM126 207V206H125ZM145 207H147V206H145ZM148 207H151V206H148ZM147 207V208H148ZM174 207V206H173ZM41 210H40V209ZM103 208V207H102ZM134 208V207H133ZM166 208V207H165ZM178 208V207H177ZM183 208V207H182ZM237 208L238 207H236V210H237ZM68 210L69 212H68V214H70V211L71 210ZM97 209V208H96ZM125 209H129V208H125ZM125 209L123 210V211H121V212H125ZM136 209V208H135ZM141 209H143L142 207H141ZM145 209V208H144ZM154 209V208H153ZM162 209V208H161ZM167 209V208H166ZM171 209H172V206H171ZM174 209V208H173ZM172 209V210H173ZM180 209V213L182 212L181 211V207L179 208ZM178 209V210H179ZM233 209V208H232ZM232 209H230V211H232ZM82 210V211H81ZM99 210H100V208H99ZM105 210V209H104ZM103 210V211H104ZM163 210V209H162ZM234 210H235V207H234ZM235 210V211H236ZM239 210V209H238ZM41 211H44V212H50V213H47V215H44V214H46V213H42ZM62 211H64L63 213H62ZM75 211V210H74ZM111 211V210H110ZM131 211V210H130ZM130 211H129V213H130ZM135 211H137V210H135ZM149 211H150V209H149ZM156 211H158L157 209H156ZM165 211V210H164ZM240 211V210H239ZM81 212H83V213H80ZM101 212H102V210H101ZM109 212V211H108ZM126 212H128V210H126ZM139 212V210L136 212V214ZM142 212H143V210H142ZM151 212V211H150ZM172 213H174L173 211H171ZM64 213H66V214H64ZM77 213V214H76ZM145 213V212H144ZM143 213V214H144ZM148 215H149V213H148V210H147V212H146ZM153 213H154V210H153ZM169 213V212H168ZM50 214V215H49ZM79 214V215H78ZM111 215H112V211H111V213H110ZM123 213H121V215H122ZM140 214V213H139ZM151 214V213H150ZM155 214V213H154ZM174 214H176V216H177V213H174ZM184 214H185V211H184ZM183 214V215H184ZM196 214V213H195ZM233 214V213H232ZM236 214V213H235ZM74 215V217H76ZM100 215V214H99ZM101 215H102V213H101ZM124 215V214H123ZM122 215V216H123ZM156 215V214H155ZM154 215V216H155ZM168 215V214H167ZM170 215V214H169ZM48 216V218L50 219V220H52V221H56V222H50V220L48 221V220H46V217ZM103 216V215H102ZM108 216H110L109 214H108ZM108 216H107V219H108ZM126 216V215H125ZM128 216V215H127ZM134 216V215H133ZM166 216V215H165ZM170 216H172V214L170 215ZM175 216V217H176ZM182 216V215H181ZM186 216V215H185ZM185 216H183V218L185 217ZM251 216V215H250ZM249 216V219L248 220H250L251 221V223L254 225L253 227H256V229L258 228V230L259 231H261L262 232V237H264V224L263 223H256L258 220L257 219H255V218H251ZM254 216V215H253ZM259 216V215H258ZM103 217H105V215L103 216ZM110 217H112V216H110ZM139 217V216H138ZM141 217H142V215H141ZM144 217H146L145 215H144ZM152 217H153V215H152ZM163 217V216H162ZM169 217V216H168ZM195 217H196V215H195ZM235 217V216H234ZM256 217V216H255ZM4 220H3V219ZM77 218V217H76ZM121 218H124V217H121ZM126 218V217H125ZM147 218V217H146ZM172 218V217H171ZM112 219H114V218H112ZM140 219H142V218H140ZM179 219H180V217H179ZM232 219V218H231ZM15 220V219H14ZM76 220V219H75ZM77 220H78V218H77ZM131 220V219H130ZM143 220H144V218H143ZM147 220V219H146ZM145 220V221H146ZM164 220H165V218H164ZM163 220V221H164ZM236 219H234V221H235ZM255 220H257V221H255ZM63 221V222H62ZM109 221V220H108ZM140 221V220H139ZM145 221H144V224H145ZM151 221H152V219H151ZM166 221V220H165ZM173 221V220H172ZM182 221V220H181ZM195 221V220H194ZM224 221V220H223ZM237 221L238 220H236L235 221V223L237 224ZM240 221V220H239ZM75 222V223H74ZM127 222V221H126ZM138 222V221H137ZM183 222H184V220H183ZM19 223V222H18ZM68 223V224H67ZM112 223V222H111ZM113 223H116V221L114 220V222ZM113 223L111 224V225H113ZM135 223V222H134ZM139 223V222H138ZM147 223V222H146ZM152 223V222H151ZM159 223H160V221H159ZM158 223V224H159ZM169 223V222H168ZM176 223V222H175ZM222 223V222H221ZM249 223V222H248ZM81 224V223H80ZM170 224V223H169ZM168 224V225H169ZM177 224V223H176ZM185 224V223H184ZM223 224V223H222ZM239 224H241L240 222H239ZM237 225L239 228L236 230V231H238V232H236L237 234L239 233V232H241L240 230L241 229H243V227H241V229H240V225ZM14 225V224H13ZM12 225V226H13ZM64 225V226H65ZM76 225V224H75ZM115 225V224H114ZM140 225V224H139ZM153 225V224H152ZM157 225V224H156ZM164 225V224H163ZM171 225V224H170ZM169 225V226H170ZM172 225H173V223H172ZM183 224H181V226H182ZM234 226H235V224H233ZM18 226V225H17ZM71 226V225H70ZM76 226H78V223H77V225ZM158 226V225H157ZM162 226V225H161ZM161 226H160V228H161ZM169 226H168V228H169ZM174 227L175 226H177V225H173ZM173 226H171L172 228H174ZM178 226H179V224H178ZM217 226V225H216ZM232 226V225H231ZM242 226H245V225H243L242 224ZM144 227V226H143ZM170 227V229L173 231L174 229H172ZM251 228V229H255V228ZM20 228V227H19ZM18 228V229H19ZM69 228V227H68ZM159 228V229H160ZM165 228V227H164ZM177 228V227H176ZM175 228V229H176ZM183 228V227H182ZM184 228H185V225H184ZM216 228V227H215ZM214 228V229H215ZM235 228V227H234ZM245 229L247 228L246 226L244 227ZM21 229V228H20ZM240 229V230H239ZM248 229V228H247ZM161 230V229H160ZM166 230V229H165ZM180 231V229H176V230H174L175 232H177V231ZM185 230V229H184ZM183 230V231H184ZM209 230H211V229H209ZM231 230V229H230ZM233 230V229H232ZM244 230V229H243ZM21 231V230H20ZM69 231V230H68ZM136 231H138V230H136ZM179 231H178V233L177 234H180L179 233ZM186 231V230H185ZM46 232H49L48 234L46 233ZM79 232V231H78ZM163 232V231H162ZM209 232V231H208ZM233 232V231H232ZM186 233V232H185ZM185 233H184V235H185ZM245 232L243 231V234H244ZM253 233V232H252ZM252 233H251V231H249V233L247 232L246 233V235L247 234H249V237H251L252 238ZM29 234V233H28ZM27 234V235H28ZM174 234V233H173ZM177 234H175L176 236H175V238L177 237ZM237 234H235V235H237ZM241 234V235H240ZM250 234H251V236H250ZM253 234H255V233H253ZM259 234V233H258ZM166 235V234H165ZM204 235V234H203ZM240 235V236H239ZM245 234H244V236L242 235V233H239L238 234V236L239 237H237V238H240L241 237V239L243 240V238L245 239L247 236H246ZM11 236V237H10ZM13 236V237H12ZM26 235H24V237H25ZM198 236V235H197ZM206 236V235H205ZM246 236V237H245ZM254 236V235H253ZM260 237H261V235H259ZM258 236V239H259V242H261V240H262V237L260 238ZM16 237V238H15ZM105 237V236H104ZM202 237H204V236H201V237H199V238H202ZM208 237V236H207ZM232 237V236H231ZM230 237V238H231ZM234 237V236H233ZM243 237V238H242ZM2 238V239H1ZM183 238V237H182ZM185 238V237H184ZM199 238H197V239H199ZM256 238V237H255ZM254 238V239H255ZM18 239V240H17ZM178 239V238H177ZM206 239V238H205ZM235 239V238H234ZM233 238H232V242H227L226 244H229L230 246L231 245H233V243L234 242H236V243H234V245H236V248H235V246L233 245V246H231L230 248H232V247H234V249H237V248H241V250H242V248H243V245L242 246H240V244H238L237 243V240L235 241ZM249 240H250V238H248ZM253 239V245H254V242H255V240ZM264 239V238H263ZM17 240V241H16ZM111 240V239H110ZM199 240H201V239H199ZM234 240V241H233ZM238 240H240V239H238ZM246 240V239H245ZM244 240V241H245ZM14 241V242H13ZM122 241V240H121ZM175 241V240H174ZM173 241V242H174ZM202 241V240H201ZM231 241V240H230ZM247 241V240H246ZM251 241H252V239H251ZM17 242V244H15ZM22 242V241H21ZM20 242V243H21ZM118 242V244H116V243ZM115 242H113V241H106L105 242V244H104V246L103 247H105V248H103V247H101V250H99L98 252V254L97 255H99V256H96V254H95V256H94V258H93V261L95 260L96 261V264H103L104 262H105V260L103 259L104 257L103 256H106L105 255V252H104V250L106 251H109V250H114V252H116V251H119V252H123L122 250H123V247H122V243L120 244L119 243V241H116L115 240ZM176 242H178V241H176ZM194 242V241H193ZM14 243V244H13ZM195 243V242H194ZM232 243V244H231ZM252 242H248V243H246V246H247V248L248 249H251L252 251H257L258 249L260 250H258L261 254H259V252H258V254H256V258H257V256L258 255H262L261 256V258L263 257V252L261 251V249H262V247H263V245L261 244V243H259V244H261L260 245V247L261 248H259L258 247V245L256 246V244H255V246L256 247H258V248H256V247H254L252 244H251ZM257 243V242H256ZM20 245V244H19ZM101 245V244H100ZM21 246V245H20ZM20 246H19V249H20ZM81 248H83V249H81ZM129 247L130 246H133V245H128ZM128 247V248H129ZM225 248L224 249H227V248H229V246H224ZM254 247V248H253ZM23 248V247H22ZM80 248V250H83V251H80V250H78V249ZM99 248H100V246H99ZM131 248V247H130ZM137 248V247H136ZM135 248V249H136ZM104 249V250H103ZM237 250V251H239V253H241V250ZM255 249V250H254ZM72 250V251H71ZM76 250H78V251H80L81 253H79L80 255H78L76 252V254H74V251H76ZM87 250V251H86ZM125 250L127 251V252H129V250H127L126 248H125ZM125 250H124V252H125ZM131 250V249H130ZM138 251H139V249H137ZM229 250H231V249H229ZM101 251V252H100ZM103 251V252H102ZM225 251V250H224ZM232 251V250H231ZM243 251H244V249H243ZM242 251V252H243ZM246 251H248V250H246ZM70 252H73V254L75 255V256H77L76 258V260H75V256H73V254H71V256H70ZM137 252V251H136ZM245 252V251H244ZM254 252V253H255ZM256 252V253H257ZM66 253V254H65ZM67 253H68V256H70L69 258L68 257H66L67 256ZM92 253V252H91ZM102 253V254H101ZM134 253V252H133ZM138 253V252H137ZM248 253V252H247ZM263 253V254H262ZM141 254V253H140ZM85 255V256H84ZM135 255V254H134ZM139 255V254H138ZM241 255H242V253H241ZM57 256H59L58 257V261L56 262L55 260H57L56 259V257ZM100 256H102V258L100 257ZM108 256H110V254L108 255ZM108 256H106V257H108ZM123 256V255H122ZM122 256H121V259H122ZM136 256V255H135ZM240 256V255H239ZM247 256L248 257H250V255H248L247 254ZM72 257V258H71ZM92 257H93V255H92ZM105 257V258H106ZM125 257V256H124ZM237 257V256H236ZM241 257V256H240ZM254 257H255V255H254ZM47 260H46V259ZM70 258H71V260H70ZM100 258H101V260H102V262L100 261ZM109 258V259H108ZM108 258H106V262L105 263H108L109 264V260L111 259V263H113V257H108ZM258 258H259V260H261L260 259V256H258ZM80 259V260H81ZM108 259V260H107ZM113 259V260H112ZM130 259V258H129ZM233 259V258H232ZM245 259V258H244ZM252 259H255V258H252ZM252 259H251V261H252ZM263 260H264V257L262 258ZM100 262H98V261ZM236 260V259H235ZM256 260V259H255ZM255 260H253V262H255L254 264H257V260L255 261ZM258 260V264H261V263H263L264 264V262H262V261H259ZM73 261V262H72ZM79 261V260H78ZM92 261V260H91ZM92 261V262H93ZM95 261H94V263H95ZM233 261V260H232ZM249 261V260H248ZM247 261V262H248ZM88 262V261H87ZM92 262H89V263H92ZM114 262H116V260H114ZM121 262V261H120ZM240 262V264L243 262H241V261H239ZM104 263V264H105ZM246 263V262H245ZM88 264V263H87ZM243 264V263H242ZM248 264H251V262L250 263H248Z\"/></svg>",
	"mask_w": 264,
	"mask_h": 264
}]
</instances>
